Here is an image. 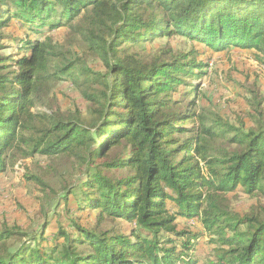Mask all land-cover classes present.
Segmentation results:
<instances>
[{
	"label": "trees",
	"instance_id": "1",
	"mask_svg": "<svg viewBox=\"0 0 264 264\" xmlns=\"http://www.w3.org/2000/svg\"><path fill=\"white\" fill-rule=\"evenodd\" d=\"M12 20L33 36L60 26L67 32L62 42L45 33L5 38L1 28ZM172 34L212 51L253 50L264 63V0H0V51L12 43L25 53H0V172L15 154H39L53 175V162L74 153L69 167L79 177L52 185L47 173L22 172L41 193L38 226L1 225L0 264H197L203 233L213 245L205 264H264V209L240 214L227 197L239 187L264 195L263 98L245 90L248 125L196 109L201 88L185 77L206 75L209 62L194 50L144 48ZM81 77L86 112L31 111L57 81ZM180 86L193 98L174 99ZM69 198L77 212L96 209L97 222L69 215ZM61 204L73 233L59 225L46 238L51 213L61 224ZM103 217L134 228L101 229ZM180 220L203 232L178 229Z\"/></svg>",
	"mask_w": 264,
	"mask_h": 264
},
{
	"label": "rangeland",
	"instance_id": "2",
	"mask_svg": "<svg viewBox=\"0 0 264 264\" xmlns=\"http://www.w3.org/2000/svg\"><path fill=\"white\" fill-rule=\"evenodd\" d=\"M66 32L67 28L60 26L52 30L44 28L42 34L33 36L28 26L21 24L19 20L9 21L6 26L1 28V34L7 36L5 38L9 37L13 39L21 37L27 39L29 35L34 39H43L45 33L46 35H50L55 42H62ZM7 42H9V39ZM8 44L12 45V43ZM8 44L4 45V49L0 51L1 54L12 56V59L19 58L25 54L23 50L19 51L16 46L7 47L9 46ZM140 46V44L134 45L131 47V50L137 51L141 48ZM144 46L147 53L156 55L161 50H164L163 48L171 49L175 52H190L194 50L196 59L209 62V65L205 69L206 75L200 78L185 77V80L189 84H196L198 88H201L199 96L196 95V109L200 106L209 107L230 121H236L237 117H241L248 125L250 121L246 114L250 111L249 99L251 98L250 94L245 92L248 89H253L263 98L262 106L264 107V63L257 59L255 51L240 47H230L229 51H212L204 44L176 34L158 36ZM166 57L170 59V57ZM86 60L94 67L101 68L98 61L90 57H87ZM8 63H12V61L8 60ZM82 78H79L80 84L68 78L57 81L52 85L49 96L44 99L46 101L31 107V111L50 112L52 107L53 109L59 108L60 111L65 112L75 109L83 113L86 112L88 103L82 95V91L85 90V86L81 84ZM187 90H190L189 87L180 86L178 92L173 95L174 99L189 100V98H193L194 94L186 95L184 93ZM196 109L194 110L196 111ZM54 158L56 159L57 157ZM75 160L74 153H69L62 158H58L53 162L52 170L54 169L55 172L51 175L50 168L45 169L49 165L48 161L39 154L24 159L15 154L10 160L8 158L6 168L0 172V226L5 224L8 226L18 225L27 230L35 229L38 226V198L41 196V193L33 182L23 177L22 172L29 171L34 175L38 173L42 174V172L47 173L48 175H42L46 181H50L52 185L55 183L60 184L65 179H68L69 176L73 180L79 178L73 172L71 166L69 167V165L74 164ZM13 161L14 163L12 164ZM49 176H51L50 180ZM227 197L231 208L240 214L251 212L253 207L257 208V211L264 209V195L262 194L259 197L247 195L239 187L236 191L230 192ZM67 204L70 211L69 215L72 217L78 216L77 219L82 225L93 226L97 222L96 209L91 208L77 212L72 198H69ZM62 210L63 205L61 204L56 212L62 213ZM49 218L51 223L45 231V234H47L46 238L52 237L59 225H62L68 232L73 233L71 228L67 227L64 213L60 217L61 224L55 221V214L51 213ZM99 227L101 229L120 228L125 233H128L134 228V225L123 220L113 222L111 219L103 217L101 218ZM178 229H190V232L195 234L203 232L199 224L195 222L186 224L182 220L178 222ZM49 241H52V239H47L44 244ZM212 248L213 245L209 244V237L203 233L196 241L194 247L195 259H198H196L197 264H205L206 260L212 255Z\"/></svg>",
	"mask_w": 264,
	"mask_h": 264
}]
</instances>
